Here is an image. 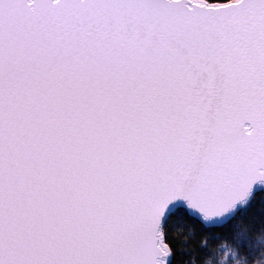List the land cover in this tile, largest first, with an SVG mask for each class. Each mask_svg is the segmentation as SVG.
<instances>
[{"label":"snow or ice","instance_id":"1","mask_svg":"<svg viewBox=\"0 0 264 264\" xmlns=\"http://www.w3.org/2000/svg\"><path fill=\"white\" fill-rule=\"evenodd\" d=\"M0 264H264V0H0Z\"/></svg>","mask_w":264,"mask_h":264}]
</instances>
